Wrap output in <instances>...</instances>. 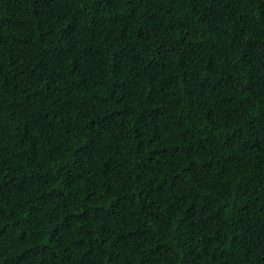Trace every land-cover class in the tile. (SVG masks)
Instances as JSON below:
<instances>
[{"label": "trees", "instance_id": "16d2710c", "mask_svg": "<svg viewBox=\"0 0 264 264\" xmlns=\"http://www.w3.org/2000/svg\"><path fill=\"white\" fill-rule=\"evenodd\" d=\"M0 264H264V0H0Z\"/></svg>", "mask_w": 264, "mask_h": 264}]
</instances>
